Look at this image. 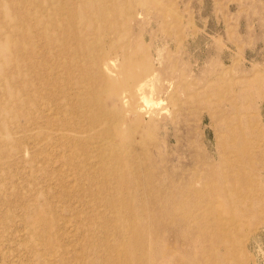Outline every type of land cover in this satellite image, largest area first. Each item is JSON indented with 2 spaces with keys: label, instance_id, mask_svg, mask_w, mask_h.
<instances>
[{
  "label": "rangeland",
  "instance_id": "obj_1",
  "mask_svg": "<svg viewBox=\"0 0 264 264\" xmlns=\"http://www.w3.org/2000/svg\"><path fill=\"white\" fill-rule=\"evenodd\" d=\"M263 169L264 0H0V264H264Z\"/></svg>",
  "mask_w": 264,
  "mask_h": 264
},
{
  "label": "bare ground",
  "instance_id": "obj_2",
  "mask_svg": "<svg viewBox=\"0 0 264 264\" xmlns=\"http://www.w3.org/2000/svg\"><path fill=\"white\" fill-rule=\"evenodd\" d=\"M51 40H53V39H51ZM65 71L68 72L67 64L65 65ZM85 71L86 70H84V72H83L84 74H86V72H87V71L86 72ZM107 78H108V76L106 75V72H105V74H103V71L100 68V78L97 80H94V81L90 80L89 91L91 93V97H90L91 100L89 102L91 104L96 105V106L104 104L108 100L109 97L110 98L113 96L117 97V96L124 94L127 91V89H125L123 92H120L118 90H115L112 92L111 85H109L106 82V80H108ZM143 86H144V84L142 82H140L139 87L142 88ZM127 87L128 86H126V88ZM130 99H132V101H133V96L131 94H130ZM132 101L130 103H132ZM111 115H113L112 118L117 117L116 111L112 110ZM146 118L147 119L149 118L147 120V122H145V121L142 122V125H144V128L146 129V136L148 138H154L155 137V135H154L155 130L158 128V123H156V121L154 120L156 118L153 117L152 115H150V116L148 115V117H146ZM143 120H145V119L143 118L141 121H143ZM157 170L162 171L163 169H157ZM164 170H166V169H164ZM202 170H204V173H205V180L204 181H207V179H209V178H213V181H214V180H217L221 177L220 171L216 172L215 169H211L209 167L207 161L203 162V169ZM157 172L151 176V178L148 182V185H147L149 192L153 193L149 199L150 200L149 204L151 205V207L149 209L152 210L151 212L153 213V211H154L153 206L160 205L161 209L158 211H154L155 212L154 216L156 218V221H158V223L160 220L163 221V218L167 215L172 220V223H177L180 220L177 218L176 210H173V205L174 204H182L185 206L188 203H190L191 201H194L193 198H189V199L185 198V196H191V194L186 195V193L190 192L187 188L192 187V184L189 182V180L192 178L188 177L186 179L185 178L182 179V178L177 177V176L174 177V176L166 175L165 178L159 179L160 180L159 183H156L155 179L157 177ZM193 178H195V177H193ZM157 188L161 190V192L159 194L156 193ZM225 200L228 202L233 201V200H235V197L231 196V194H229ZM213 201H214V203H216L215 199H213ZM251 201H252L253 205L254 204L257 205L259 203L254 198H252ZM249 202H250L249 199H244L242 201L241 205L247 204ZM144 213H145V211H143V213L140 214L139 211H136L133 209L131 210L132 216L144 215ZM237 215H239V213ZM248 216H249L248 213L245 214V212H244L243 216L241 215V216H237V217L238 218L241 217L242 219L246 220ZM253 219L255 221V218H253ZM176 232L177 231L175 229H172V228L164 227V229H163V227H161V226L159 227L156 224L154 225L155 236H157L158 234L160 235L162 233H168L169 234V233H176ZM135 246H136L135 241H134V243L131 242L128 245V247L130 249H133V250H134Z\"/></svg>",
  "mask_w": 264,
  "mask_h": 264
}]
</instances>
